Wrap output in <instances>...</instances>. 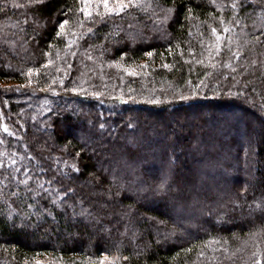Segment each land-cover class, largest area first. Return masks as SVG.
Here are the masks:
<instances>
[{"label":"trees","instance_id":"obj_1","mask_svg":"<svg viewBox=\"0 0 264 264\" xmlns=\"http://www.w3.org/2000/svg\"><path fill=\"white\" fill-rule=\"evenodd\" d=\"M93 1L0 0V264H264V0Z\"/></svg>","mask_w":264,"mask_h":264},{"label":"rangeland","instance_id":"obj_2","mask_svg":"<svg viewBox=\"0 0 264 264\" xmlns=\"http://www.w3.org/2000/svg\"><path fill=\"white\" fill-rule=\"evenodd\" d=\"M251 2H253V0H250ZM113 2V1H112ZM83 3H84V5H85V7L87 8L86 10L87 11H90V8H91V6H92V4L94 3V1L93 0H83ZM89 9V10H88ZM5 85H7L8 86V84H6V83H4ZM66 104V103H65ZM248 106V105H247ZM68 107V106H67ZM251 107V106H250ZM252 108V107H251ZM128 111V110H127ZM129 112V111H128ZM129 114V113H128ZM145 114H147V116H148V114H149V116H148V118L149 117H154L155 118V114H152V113H146L145 112ZM173 113H170V116H167V118L168 117H170V119L171 120H173L174 121V119H176V117L174 116V115H172ZM168 121V120H167ZM168 125L169 126H171L172 125V123L170 122V121H168ZM175 125V124H174ZM173 128H174V126H173ZM177 128L178 129H181V127L180 126H177ZM176 128V125H175V130L177 129ZM177 129V130H178ZM142 130H138V138H140L141 139V135H142V132H141ZM179 131V130H178ZM138 141H139V139H138ZM181 158V157H180ZM158 209V208H157ZM155 212H158V210H156ZM169 212H170V210L169 211H167V212H164L163 213V215H167V216H169L170 214H169ZM239 215V214H238ZM213 218H214V216H212ZM214 220H216V218L214 219ZM227 220H232L231 218H227ZM199 231H202V229L201 230H199ZM42 258L44 259V260H46V261H52L53 263H56V264H62V263H66V261L67 262H75L76 264H92V263H94V262H98V263H105V262H107V261H114L115 260V256L114 255H111V254H107V253H101V254H99L98 256H96V257H91V256H79V255H74V256H61V255H57V256H51V254H48V255H46V258H45V256L43 257L42 256Z\"/></svg>","mask_w":264,"mask_h":264},{"label":"snow or ice","instance_id":"obj_3","mask_svg":"<svg viewBox=\"0 0 264 264\" xmlns=\"http://www.w3.org/2000/svg\"><path fill=\"white\" fill-rule=\"evenodd\" d=\"M35 2V0H34ZM103 6L109 13H118L123 12L126 7L131 6L132 0H113V6H109V0H102ZM87 15H91V13H86ZM68 23V21H63L59 26L61 29ZM61 33H57L60 35ZM150 55V54H149Z\"/></svg>","mask_w":264,"mask_h":264}]
</instances>
